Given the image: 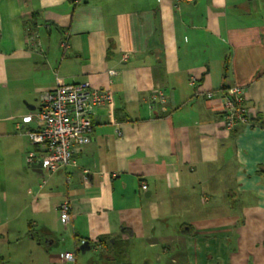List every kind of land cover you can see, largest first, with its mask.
Returning a JSON list of instances; mask_svg holds the SVG:
<instances>
[{
    "label": "crops",
    "instance_id": "0c3cea01",
    "mask_svg": "<svg viewBox=\"0 0 264 264\" xmlns=\"http://www.w3.org/2000/svg\"><path fill=\"white\" fill-rule=\"evenodd\" d=\"M58 82L111 99L49 172L22 118ZM0 157V264H264V0H0Z\"/></svg>",
    "mask_w": 264,
    "mask_h": 264
},
{
    "label": "built area",
    "instance_id": "2783aa9c",
    "mask_svg": "<svg viewBox=\"0 0 264 264\" xmlns=\"http://www.w3.org/2000/svg\"><path fill=\"white\" fill-rule=\"evenodd\" d=\"M62 45L67 44L64 41ZM190 81L193 83L194 78ZM156 97L164 102L163 94L155 92ZM212 92H207L210 98ZM108 91L96 90L86 82H58L53 88L44 91L40 96V109L25 115L22 119H35L39 126L26 130L25 134L30 143L43 152L41 165L49 172L65 168L72 163V148L74 145L89 142L91 130L90 115L94 106L110 101ZM245 90L238 85L226 87L222 94L221 120L224 128L230 130L236 124H248L250 113L244 104ZM36 154L33 152L27 157L30 162ZM145 189V182L141 183ZM60 218L68 219L69 203L64 201L59 205ZM81 243H84L82 241ZM65 260H73L71 252L62 255Z\"/></svg>",
    "mask_w": 264,
    "mask_h": 264
},
{
    "label": "rangeland",
    "instance_id": "374dc122",
    "mask_svg": "<svg viewBox=\"0 0 264 264\" xmlns=\"http://www.w3.org/2000/svg\"><path fill=\"white\" fill-rule=\"evenodd\" d=\"M11 158H9V160L7 159V157L1 158L0 157V190L5 188V184L7 185L8 182H16V179L12 178L13 175H15V170H8L6 167H8V161H10ZM13 159H12V163H13ZM6 168V169H5ZM17 175V174H16ZM1 196V195H0ZM5 249V248H4ZM7 250V248H6ZM1 251V250H0Z\"/></svg>",
    "mask_w": 264,
    "mask_h": 264
},
{
    "label": "water",
    "instance_id": "95a60500",
    "mask_svg": "<svg viewBox=\"0 0 264 264\" xmlns=\"http://www.w3.org/2000/svg\"><path fill=\"white\" fill-rule=\"evenodd\" d=\"M39 165L41 166V162L39 163ZM85 245H86L85 243L82 244V246H81V250H84V246H85Z\"/></svg>",
    "mask_w": 264,
    "mask_h": 264
},
{
    "label": "trees",
    "instance_id": "16d2710c",
    "mask_svg": "<svg viewBox=\"0 0 264 264\" xmlns=\"http://www.w3.org/2000/svg\"><path fill=\"white\" fill-rule=\"evenodd\" d=\"M122 251L120 250V251H117V253H121Z\"/></svg>",
    "mask_w": 264,
    "mask_h": 264
}]
</instances>
